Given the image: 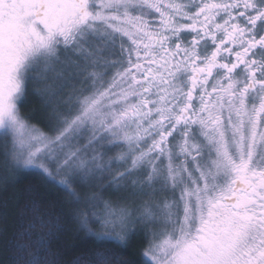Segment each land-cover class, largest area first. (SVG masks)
<instances>
[{
    "label": "snow or ice",
    "instance_id": "snow-or-ice-1",
    "mask_svg": "<svg viewBox=\"0 0 264 264\" xmlns=\"http://www.w3.org/2000/svg\"><path fill=\"white\" fill-rule=\"evenodd\" d=\"M0 142V233L28 171L92 243L74 264H264V0H0ZM29 199L6 259L55 264Z\"/></svg>",
    "mask_w": 264,
    "mask_h": 264
},
{
    "label": "trees",
    "instance_id": "trees-1",
    "mask_svg": "<svg viewBox=\"0 0 264 264\" xmlns=\"http://www.w3.org/2000/svg\"><path fill=\"white\" fill-rule=\"evenodd\" d=\"M31 86H29L26 100L20 105L21 115L27 118L29 122L36 123L46 130L45 109L41 104L40 97L33 94L34 88ZM0 153H2L1 143ZM14 179H16L14 176L9 177L10 181ZM7 195L12 198V204L7 221V231L0 233V264H10L6 257L10 256L11 253L4 251L3 240L11 238L17 231L26 229L30 222L25 219V206L30 205L29 197L34 199L42 209L36 215L50 214L52 217L58 218L56 222L60 231L56 233V240L51 244L49 250L55 264H74L78 257H89L95 251L86 233L80 231L79 225L68 218L70 206L67 204L66 198L55 193L52 185L46 184L41 176L25 171L15 186L9 187ZM21 224H23L24 229L19 227ZM4 226L3 220H0V228ZM48 231V228H42L39 222H36L32 240H37L41 235L47 238ZM143 247L141 242L130 244L123 249L112 248L111 255L118 262L128 261L129 264H140ZM82 264H86V262L82 261Z\"/></svg>",
    "mask_w": 264,
    "mask_h": 264
},
{
    "label": "rangeland",
    "instance_id": "rangeland-1",
    "mask_svg": "<svg viewBox=\"0 0 264 264\" xmlns=\"http://www.w3.org/2000/svg\"><path fill=\"white\" fill-rule=\"evenodd\" d=\"M33 86V88H35V87H37V85H32ZM31 86V87H32ZM38 87H41V88H43L44 87V85H39ZM30 124H32V125H35V126H37V127H39V128H41V129H44L42 126H40V125H38V124H36V123H32V122H29ZM1 143V150L3 151V148H2V142H0ZM57 179H60L59 177H57Z\"/></svg>",
    "mask_w": 264,
    "mask_h": 264
}]
</instances>
